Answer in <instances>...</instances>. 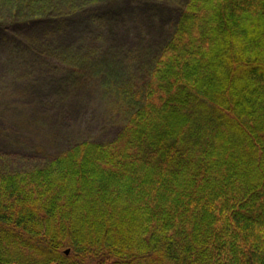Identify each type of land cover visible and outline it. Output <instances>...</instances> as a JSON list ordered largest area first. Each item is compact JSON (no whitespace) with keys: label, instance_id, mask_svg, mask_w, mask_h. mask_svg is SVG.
<instances>
[{"label":"trees","instance_id":"trees-1","mask_svg":"<svg viewBox=\"0 0 264 264\" xmlns=\"http://www.w3.org/2000/svg\"><path fill=\"white\" fill-rule=\"evenodd\" d=\"M142 86L114 140L0 173V264H264V0H188Z\"/></svg>","mask_w":264,"mask_h":264},{"label":"rangeland","instance_id":"rangeland-1","mask_svg":"<svg viewBox=\"0 0 264 264\" xmlns=\"http://www.w3.org/2000/svg\"><path fill=\"white\" fill-rule=\"evenodd\" d=\"M18 1L0 0V35L49 56H12L0 39V173L43 167L80 141L114 140L188 0ZM125 88L134 106L122 105Z\"/></svg>","mask_w":264,"mask_h":264},{"label":"water","instance_id":"water-1","mask_svg":"<svg viewBox=\"0 0 264 264\" xmlns=\"http://www.w3.org/2000/svg\"><path fill=\"white\" fill-rule=\"evenodd\" d=\"M66 253L69 254V253H70V249H67V250H66Z\"/></svg>","mask_w":264,"mask_h":264}]
</instances>
